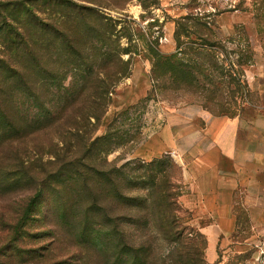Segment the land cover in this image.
<instances>
[{
	"label": "rangeland",
	"instance_id": "rangeland-1",
	"mask_svg": "<svg viewBox=\"0 0 264 264\" xmlns=\"http://www.w3.org/2000/svg\"><path fill=\"white\" fill-rule=\"evenodd\" d=\"M69 1L77 5L72 8L89 13L78 21L82 30L70 36L79 55L69 53L52 34H35L40 63L56 77L45 76L40 84L41 72L30 75L36 100L28 99L20 84L11 91L4 85V109L17 131L9 133L13 139L0 140V163H21L35 175L50 172L61 163L69 166L71 155L83 157L89 139L98 136L90 155L101 174L95 171L100 177L87 184L102 206L98 212L119 217L129 242L148 248L154 264H188V259L191 264H264V216L249 215L238 195L233 194L234 229L222 236L213 263L205 257L201 220L180 201L189 190L192 159L214 162L213 136L224 117H264V0ZM45 6H36V14L60 17ZM18 21L15 25L23 27ZM104 23L113 34L100 36ZM3 37L0 32V57L14 53ZM13 63L21 67L18 59ZM64 97L74 110L98 103V120L91 118V126L77 114L68 123L81 121L83 130L65 131L64 120L55 119ZM158 167L165 169L171 193L165 202L175 223L168 235L162 233L159 213L167 204L158 202L149 188V172ZM35 184L15 190V197L29 195ZM51 198L43 192L36 213L46 214L53 228L57 220ZM102 221L106 230L110 222L106 217ZM62 237L65 249L73 251L66 257L69 263L104 259L92 246Z\"/></svg>",
	"mask_w": 264,
	"mask_h": 264
},
{
	"label": "trees",
	"instance_id": "trees-1",
	"mask_svg": "<svg viewBox=\"0 0 264 264\" xmlns=\"http://www.w3.org/2000/svg\"><path fill=\"white\" fill-rule=\"evenodd\" d=\"M42 2L46 4V9L58 12L60 17L37 15L35 7ZM6 6L10 8L7 10ZM75 6L77 5L72 4L69 0H42L41 3H38V0H9L0 3V32L4 34L3 42L14 46L13 54L7 55V53L0 57V140L13 139L14 136L10 134L17 131L4 109L6 101L4 85H7L8 91H11L20 84L26 97L36 100L39 96L31 87L30 75L36 72L39 77L38 73L41 72L44 76L39 77L40 84L45 76L51 79L56 77L40 63L42 57L32 42L35 34H52L62 44H66L69 53L78 54L74 40L70 36L76 35L78 31L82 30L78 21H85L89 13L85 12L86 15L81 7L72 8ZM19 19L22 20L23 27L15 25L18 24ZM8 20L15 23L14 27L9 24ZM107 25V23L102 25L105 32H102L100 36H104L106 32L113 34L107 29ZM15 59L21 62L20 68L15 67V63H13ZM85 64L88 63L85 62ZM35 82L34 80V88ZM56 91L58 92L57 97L61 98L63 94L60 88H57ZM64 96L67 97V94ZM61 103L58 106L55 119L64 120V125L68 126L65 131L67 129L82 131V127H84L80 124L81 121L74 120L68 123V118H74L78 114L79 118L82 116L86 117L85 119L88 118V122L93 126L90 119L93 118L94 122L97 121L101 113L98 103H89L76 110L69 109L70 106L72 107V102H68L65 97L64 102ZM105 107L106 104L103 105L104 110ZM83 110L86 111L83 113ZM97 141L98 136L89 139L88 148L84 151L83 157L71 155L67 162L69 166L64 167V164L61 163V166H57L53 171L43 170L37 172V175L32 172V169L23 167L21 163L15 166L0 163V209L3 210L0 213V264H71L66 257H69L73 251L65 249L63 244L65 239L62 234L64 237L68 236L71 241L85 243L92 246L93 251L97 250L96 252L103 253L104 259L100 263L91 262L90 264H154L149 257L148 248L142 247V244L140 247H134L129 242L127 231L121 227L119 217L110 216L106 210L103 213L98 212V208L102 212V206L98 203L95 192L90 189L91 185L87 186L90 178H99V174H101L92 164L90 155V148ZM55 157L62 158L58 153ZM95 171L99 174H96ZM149 175L151 177L149 185L151 193H156L155 197L158 202H165L171 195L166 183L165 169L158 167L155 173L150 171ZM33 181L37 184L33 189L35 191L24 197H15L17 195L15 190L20 191L22 186L23 189L24 186H31ZM5 190L9 191L7 196L13 197L7 200V196L4 195ZM45 191L53 197L51 198L53 204H51L57 220L53 228L46 221V214L38 216L36 213ZM165 203L167 204L164 208L165 211L159 213L163 214L164 229L162 233L168 235L171 234L175 222L171 206L169 203ZM158 205H162V203ZM5 208H9L6 213ZM103 217H106L110 222V226L106 230H104ZM59 220L61 223L58 225ZM187 262L191 264V259H188ZM82 264L88 263L82 262Z\"/></svg>",
	"mask_w": 264,
	"mask_h": 264
},
{
	"label": "crops",
	"instance_id": "crops-1",
	"mask_svg": "<svg viewBox=\"0 0 264 264\" xmlns=\"http://www.w3.org/2000/svg\"><path fill=\"white\" fill-rule=\"evenodd\" d=\"M250 116H225L213 136L214 162L197 156L188 164L192 179L180 201L201 220L210 263L222 236L234 229V193L249 215L264 216V117Z\"/></svg>",
	"mask_w": 264,
	"mask_h": 264
}]
</instances>
